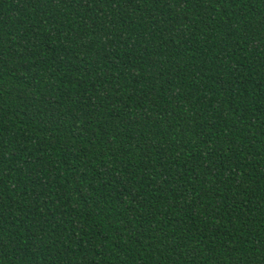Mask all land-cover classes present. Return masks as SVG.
<instances>
[{
	"label": "trees",
	"instance_id": "trees-1",
	"mask_svg": "<svg viewBox=\"0 0 264 264\" xmlns=\"http://www.w3.org/2000/svg\"><path fill=\"white\" fill-rule=\"evenodd\" d=\"M0 264H264V0H0Z\"/></svg>",
	"mask_w": 264,
	"mask_h": 264
}]
</instances>
